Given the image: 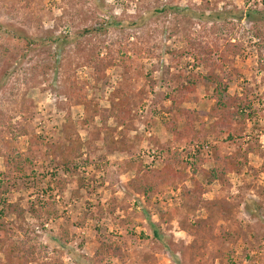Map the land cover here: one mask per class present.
<instances>
[{
  "label": "rangeland",
  "instance_id": "374dc122",
  "mask_svg": "<svg viewBox=\"0 0 264 264\" xmlns=\"http://www.w3.org/2000/svg\"><path fill=\"white\" fill-rule=\"evenodd\" d=\"M175 7L223 14L199 22ZM261 9L264 0H0V238L25 242L29 264H264V15L239 17ZM191 39L219 48L230 92L247 95L256 113L243 140L209 137L215 148L204 146L206 171L196 174L197 147L165 126L169 94L203 70L189 57ZM214 104L199 81L180 107L199 126L211 124ZM112 110L123 117L104 126L100 113ZM167 144L185 160L184 180L136 190L138 167H161ZM13 149L40 182H5ZM216 151L232 156L229 168ZM192 175L204 189L193 208L180 193L196 189ZM50 195L55 215L37 208ZM101 241L122 245L123 260L98 262ZM6 245L0 264H24Z\"/></svg>",
  "mask_w": 264,
  "mask_h": 264
},
{
  "label": "trees",
  "instance_id": "16d2710c",
  "mask_svg": "<svg viewBox=\"0 0 264 264\" xmlns=\"http://www.w3.org/2000/svg\"><path fill=\"white\" fill-rule=\"evenodd\" d=\"M175 9L178 15L184 14L186 10L190 11L192 13V18L198 19L199 22L221 19V14H223L221 12L208 13L206 11H193L189 8L180 7H175ZM252 13H257L262 16L264 15V9L259 11L248 10V12L245 13L240 12L239 17H247ZM86 31L94 32L96 29L92 27L86 29ZM58 41L59 44L63 42L62 38H59ZM33 44H35L34 40H26V46L28 48ZM189 49L188 54L189 57L194 60V66L202 68L203 70L199 71L197 75L194 76L195 79L189 82L188 85H182V87L176 88L175 93L169 94L168 98L171 100L169 112L172 117L165 122V126L174 136L176 141L185 144L188 143L189 145L197 147L198 155H196L197 157L195 161L191 164L193 174H196L197 172L206 171V169L203 168L204 159L201 157V152L204 146L215 148L209 137L212 136L214 140H218L219 137L225 136L226 140L234 143H237L238 140H243L247 136L245 134L248 124L247 122L252 120L256 113L254 105L247 95L239 93L232 94L230 92V71L222 64L223 56L218 54V47H214L209 43L197 42L196 39H191V46ZM199 81L204 83L207 88L212 89L213 96L215 98L214 119L209 125L200 123L198 126V119L195 115V111L190 108L181 109L180 107L183 102L192 99L196 90L197 82ZM122 114L123 112H115L114 110L109 113L102 112L100 113L102 117L101 121L104 123V126H106L108 118L115 116L122 118ZM255 140L256 144L259 145L258 137L255 138ZM42 144L43 143H39L38 148L42 147ZM51 147H53V150L56 151L58 146L57 144H52ZM162 152L165 153V158L161 167H138L136 175L131 181L132 186L136 190H142L144 188L148 189L152 193L159 192L166 184L184 180V158L180 155V153H178V151H172L168 144ZM215 153L216 161L222 160L229 164L228 168L231 166L232 163L228 162L231 161L232 156L221 158L217 155V151ZM4 157L6 167V171L4 172V176L6 177L5 182H8V179H13L16 176H20V178L34 176V178L38 180V176H36L35 173H32V171H29L31 168L29 164L31 162L25 152L13 149L11 151H7ZM66 158V156L63 158L64 163L68 162ZM208 171L210 173H214L213 169ZM191 179L196 182V189L192 190L187 186H182L180 193L183 198L186 199L187 205L193 208L203 202L202 194L204 189L203 185L196 180L194 175H192ZM13 182L15 183V180ZM38 182H40V180H38ZM38 198V210L42 213L55 215V196L50 195L48 200L40 199V197ZM5 207L8 212L16 213L18 216L23 215L25 212L24 208L15 203H8ZM250 211L253 212V210ZM0 213H3L2 209ZM155 234L159 236L156 230ZM5 244L8 246L9 255L11 257L19 259L24 264H29L31 257L30 252L25 249V242H22V244L17 243L16 241L7 243L4 239L0 238V249H3ZM122 248V245H115L113 243L101 241V244L95 253L98 262L102 263L105 254L108 253L123 260L125 253ZM44 264L52 263L45 262Z\"/></svg>",
  "mask_w": 264,
  "mask_h": 264
}]
</instances>
